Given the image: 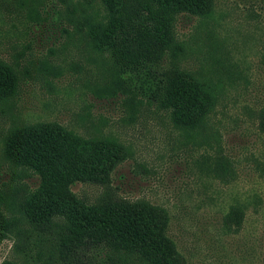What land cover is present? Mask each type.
<instances>
[{
    "label": "trees",
    "instance_id": "obj_1",
    "mask_svg": "<svg viewBox=\"0 0 264 264\" xmlns=\"http://www.w3.org/2000/svg\"><path fill=\"white\" fill-rule=\"evenodd\" d=\"M52 1L60 37L84 43L107 65L104 84L92 91L96 98L121 100L133 118L144 105L163 111L181 132L200 137L198 146L219 138L212 119L226 81L237 82L242 72L224 63L227 57L213 40L209 55L202 45L194 49L208 55L202 66L207 60L224 66L220 73L171 63L185 47L178 38L179 17L195 16L204 23L214 15L216 0ZM39 17L38 23L47 20ZM260 80H254L252 93L264 96ZM20 83L18 65L0 57L1 111L11 105ZM263 101L253 108L264 135ZM130 155L115 135L86 137L58 121L9 130L3 155L9 176L0 186V244L14 238L25 260L8 258L1 264H190L171 234L169 209L144 197L130 198L114 183L115 172ZM255 161L264 174V161ZM212 172L228 183L237 175L235 160L218 154ZM31 177L38 179L35 187L27 182ZM76 184L98 187L100 195L89 201L74 191ZM247 209L240 200L230 203L222 227L239 231Z\"/></svg>",
    "mask_w": 264,
    "mask_h": 264
},
{
    "label": "rangeland",
    "instance_id": "obj_2",
    "mask_svg": "<svg viewBox=\"0 0 264 264\" xmlns=\"http://www.w3.org/2000/svg\"><path fill=\"white\" fill-rule=\"evenodd\" d=\"M54 6L52 0H0V57L17 64L21 73L17 96L5 111L0 107V186L9 176L3 155L15 126L58 121L86 137L115 135L131 155L115 172L114 183L130 198L144 197L169 209L171 234L190 264H264V174L255 161H264V135L253 108L264 96L252 93L254 80L264 85V0H216L214 15L204 23L190 15L177 21L185 47L171 63L220 73L224 66L214 60L201 65L213 40L227 57L224 63L242 72L237 82L226 81L212 119L219 138L201 146L200 137L181 132L163 111L144 105L133 118L121 100L96 98L92 91L104 84L107 65L84 43L60 37ZM39 15L47 20L38 23ZM197 45L208 55L198 53ZM218 154L235 160L237 175L228 183L212 172ZM27 182L35 187L38 179ZM73 189L89 201L101 192L87 184ZM236 200L248 204L245 221L239 231L224 229L223 213ZM14 245V238L0 244V264L25 260Z\"/></svg>",
    "mask_w": 264,
    "mask_h": 264
}]
</instances>
